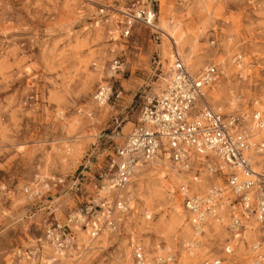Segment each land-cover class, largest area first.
Listing matches in <instances>:
<instances>
[{
	"label": "rangeland",
	"instance_id": "374dc122",
	"mask_svg": "<svg viewBox=\"0 0 264 264\" xmlns=\"http://www.w3.org/2000/svg\"><path fill=\"white\" fill-rule=\"evenodd\" d=\"M88 1L0 0V264H133L135 243L151 255L176 251L184 263L218 257L246 264V248L229 243L224 229L203 236L194 259L182 253L192 237L178 193L187 178L161 164L141 169L123 191L132 211L118 231L91 240L78 230L75 247L55 254L47 231L67 225L112 144L130 132L146 99L164 89L174 45L191 72L218 70L212 105L246 116L264 110V0H208L204 7L197 0ZM98 5L149 8L157 33L136 25L124 40L118 16L94 25ZM161 26L174 34L173 44ZM111 49L125 62L113 83L121 96L100 108L92 95L107 82ZM28 187L39 195L29 198Z\"/></svg>",
	"mask_w": 264,
	"mask_h": 264
},
{
	"label": "built area",
	"instance_id": "2783aa9c",
	"mask_svg": "<svg viewBox=\"0 0 264 264\" xmlns=\"http://www.w3.org/2000/svg\"><path fill=\"white\" fill-rule=\"evenodd\" d=\"M115 12L98 5L94 25L108 24L113 14L120 18L116 24L121 27L120 37L124 40L131 37L136 25L157 33L151 9L135 5ZM110 53L107 82L99 85L92 95L97 106L121 96L120 91H114L113 83L124 73L125 62L115 49ZM171 61L164 89L146 99L130 132L122 142L112 144L105 168L89 188L85 203L68 217L67 225H56L47 231L55 254L75 247L78 230H84L91 240L103 232L118 231L123 218L132 211L123 191L141 169L168 164L187 178L178 193L192 237L182 244V253L189 260L194 259L203 246L200 239L207 231L214 234L216 225L225 230L228 240L232 238L229 243L243 244L246 264H264V138L254 139L264 130V110H254L246 120L245 115L231 107L226 110L212 105L208 92L219 78L216 67L208 65L191 72L175 45ZM237 65L241 66L240 59ZM84 116L91 118L92 113L86 112ZM25 193L31 199L39 195L31 187ZM247 231L251 232L249 237ZM233 251L229 246L224 248L226 255H233ZM132 260L133 264H190L170 249L151 255L141 243L132 246ZM198 264H223V261L213 257Z\"/></svg>",
	"mask_w": 264,
	"mask_h": 264
},
{
	"label": "bare ground",
	"instance_id": "6f19581e",
	"mask_svg": "<svg viewBox=\"0 0 264 264\" xmlns=\"http://www.w3.org/2000/svg\"><path fill=\"white\" fill-rule=\"evenodd\" d=\"M203 7H204V5L205 4H207V1L208 0H197ZM165 26V25H164ZM161 28V30L163 31V35L164 36H166V38L170 41V42H172V40H173V38H174V34L173 33H171V32H169L168 30H167V28H163L162 26L160 27ZM173 32V31H172ZM175 39V38H174ZM176 43V42H175ZM172 44H173V42H172ZM171 58V57H170ZM100 108H102L101 106H100ZM243 115H245V114H243ZM245 119L246 120H248L249 119V115H245ZM257 137H259V138H264V130H261L260 131V134L259 135H257V136H255L254 137V139H257ZM165 167H167L169 170H171V171H173L171 168H170V166L168 165V164H165ZM173 172H175V171H173ZM176 173V172H175ZM179 175V174H178ZM173 176H175V175H173ZM162 177H163V175H162ZM173 178H175L177 181H179L180 180V177H178V176H175V177H173ZM180 214V213H179ZM179 216V215H178ZM176 217V216H175ZM180 220V219H179ZM177 221V220H176ZM183 221V220H182ZM179 223L181 222V221H178ZM182 223V222H181ZM183 224V223H182ZM175 225V224H174ZM178 224H176V226H177ZM188 225V224H187ZM180 226V225H179ZM213 230L214 231H216V230H219L218 229V226H216V225H214L213 226ZM187 236L189 235V233H190V230H189V228H187L186 227V229H185V232H184ZM207 233H209L208 231H207ZM246 235L249 237L250 235H251V232L250 231H247V233H246ZM83 237V234H81L80 233V236H79V238L81 239ZM79 239V240H80ZM80 242V241H79ZM50 253V252H49ZM60 255H63V253L62 254H60ZM200 255V254H199Z\"/></svg>",
	"mask_w": 264,
	"mask_h": 264
}]
</instances>
